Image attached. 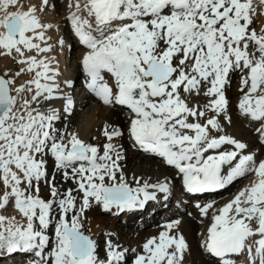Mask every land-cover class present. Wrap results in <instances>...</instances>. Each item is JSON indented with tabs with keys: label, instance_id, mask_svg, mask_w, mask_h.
<instances>
[{
	"label": "snow or ice",
	"instance_id": "6c2138e0",
	"mask_svg": "<svg viewBox=\"0 0 264 264\" xmlns=\"http://www.w3.org/2000/svg\"><path fill=\"white\" fill-rule=\"evenodd\" d=\"M58 3L0 0V56L23 65L0 75V210L15 213L0 214V253H23L27 264H189L182 218L133 248L115 230L101 229V243L89 211L119 218L248 179L219 207L195 204L209 220L198 247L205 264H264V158L226 130L238 72L236 107L264 148V28L254 27L264 0H64L83 87L122 114L149 163L132 174L122 163L124 126L107 121L88 137L73 129L87 105L77 106L74 79L61 80L49 55L66 45L49 35L61 30L48 20ZM22 75L29 79L17 85Z\"/></svg>",
	"mask_w": 264,
	"mask_h": 264
},
{
	"label": "bare ground",
	"instance_id": "6f19581e",
	"mask_svg": "<svg viewBox=\"0 0 264 264\" xmlns=\"http://www.w3.org/2000/svg\"><path fill=\"white\" fill-rule=\"evenodd\" d=\"M24 3L35 2V0H23ZM13 11L16 9L10 8ZM67 15V9L63 6V0H59L57 5V12L51 13L48 16V20L59 23L60 31L51 32L49 35L55 40L57 37H63L66 40V45L64 49L56 48L53 53L49 55H54L59 60V67L61 69L62 75L60 79L64 77H70L75 74V91L77 95L75 99L77 106L87 105L82 112L77 113V117L73 120V129H79L81 134L85 137L91 135H99L95 129L97 126L107 122L113 121L121 124L125 127V136L122 138L120 143L124 145V152L126 159L122 161L125 171L129 174L132 173H142L149 169V163L144 159V154L139 152L136 148L132 146L131 141L127 137L126 125L124 124L123 116L120 113L114 112L113 110L102 106L97 102L87 90L83 87V76L78 69V60L82 52V46H80L76 40L73 38L69 32L68 27L64 24V18ZM256 28L259 31L264 28V14L258 15L255 18ZM255 24V22H254ZM71 45V47H68ZM33 53H28L32 55ZM69 64L67 65V62ZM5 62V60H4ZM23 67V66H22ZM240 73H234L232 75L231 84L227 90V96L230 101V114L233 117V124L228 125L226 130L228 134L235 135L237 138L243 139L249 144L250 150L256 152L257 156L264 158L262 153H264V148H262L255 141V134L250 130L251 125L247 123L244 118L240 115L236 105L238 104L239 97L241 95L240 88ZM27 80V79H26ZM24 77L20 79V83H24ZM73 93V95H74ZM80 94L82 96H80ZM102 139V138H101ZM93 143H99L100 141H92ZM51 168V162H50ZM152 171L157 174L166 171L165 168L161 167L159 164L153 163L151 165ZM248 179H238L232 185L225 189L219 190L218 192L200 194L196 199H192L187 203H180L175 197H171L169 208L171 211L169 213L165 210L166 202L163 199H159L156 202H152L148 205V210L145 212L129 213L120 216L119 218L105 214L101 212L99 208H95L89 211V225L92 228L93 233L96 234V238L102 243L103 236L101 235V229L103 230H115L119 234L121 242L125 246H130L133 248H138L146 238L151 235H155L162 229V226L169 220L173 218H182L183 225L182 230L186 236L188 242L192 247V252L189 256V264H205L208 257L206 255H201L202 250L199 249V241L201 239L200 234L205 231L206 226L209 224L208 218L201 217L198 210L195 208V204L199 202L200 204H205L208 202L215 201L216 207H219L231 199L244 185L248 183ZM42 191L47 195L46 188L42 187ZM179 195V193H177ZM172 202V203H171ZM164 209V210H162ZM179 210V211H178ZM192 213V215H188ZM0 214L5 216L14 215V210L11 206L6 211H1ZM120 219V224H117L116 220ZM129 224V226L123 227V224ZM121 228L120 230L118 229ZM31 259L30 256L23 255L19 253L6 255L0 253V264H27L28 260Z\"/></svg>",
	"mask_w": 264,
	"mask_h": 264
},
{
	"label": "rangeland",
	"instance_id": "374dc122",
	"mask_svg": "<svg viewBox=\"0 0 264 264\" xmlns=\"http://www.w3.org/2000/svg\"><path fill=\"white\" fill-rule=\"evenodd\" d=\"M23 1V0H22ZM63 4H64V0H63ZM10 11H13L12 9H9ZM256 26V21H255V24ZM70 32V31H69ZM5 60V62H4ZM23 65H20V64H17L13 59H11L10 57H7V56H0V75H2L5 71L7 70H10L11 72H15V71H18ZM24 77V80L26 79H29V75H22L17 81L16 83H20V79ZM42 195L46 196L45 192L42 191L41 192ZM9 209V207H8ZM1 211H4V210H0ZM179 211V210H178ZM8 216H11V215H8ZM117 221V224H120V219L119 220H116ZM118 229L120 230L121 228H119L118 226ZM0 263H2L0 261Z\"/></svg>",
	"mask_w": 264,
	"mask_h": 264
}]
</instances>
